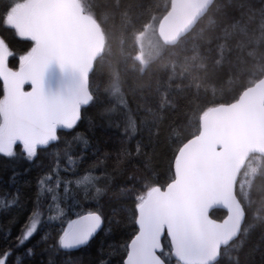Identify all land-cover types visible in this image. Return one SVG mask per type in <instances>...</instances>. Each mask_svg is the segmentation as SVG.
I'll return each instance as SVG.
<instances>
[{"label":"trees","instance_id":"obj_1","mask_svg":"<svg viewBox=\"0 0 264 264\" xmlns=\"http://www.w3.org/2000/svg\"><path fill=\"white\" fill-rule=\"evenodd\" d=\"M79 1L98 20L105 38L89 77L95 103L83 110L75 130H60L59 142L39 149L36 158L20 154L19 145L15 156L0 154V251L16 240L38 203L44 222L34 241L39 242L36 255L15 252L11 264H123L135 230L132 200L124 190H139L146 183L166 186L174 174V156L200 131L206 111L236 100L264 76V0H214L191 31L165 44L145 67L138 58L137 36L150 22L159 25L172 0ZM0 38L15 53L9 65L18 68V57L31 41L2 22ZM2 88L0 81V97ZM133 123L136 132L130 139ZM122 147L132 149L135 158L129 161L121 154L118 162ZM45 176L52 179L41 190ZM97 188L103 190L99 195ZM237 195L250 233L241 235L246 243L240 264H264V158L245 191L238 181ZM61 211L65 221L103 212V227L79 250L49 251L52 240L44 244L41 237L60 230ZM211 215L221 220L226 211L217 208ZM167 243L165 238V250Z\"/></svg>","mask_w":264,"mask_h":264},{"label":"snow or ice","instance_id":"obj_2","mask_svg":"<svg viewBox=\"0 0 264 264\" xmlns=\"http://www.w3.org/2000/svg\"><path fill=\"white\" fill-rule=\"evenodd\" d=\"M72 3L74 0H4L0 7V22L20 38L31 41L30 49L19 55L18 68L14 69L9 66V58L15 53L0 38V154L15 156L19 145L20 154L29 160L36 158L39 149L59 142L61 129L75 130L83 110L95 103V97L82 83L83 26L69 7ZM25 85L30 86V91H25ZM130 127L131 135L127 129L125 132L131 139L136 129L134 123ZM139 152L137 145L135 154ZM121 154L129 161L135 158L128 147H122L118 162ZM173 167L174 174L166 188L146 183L139 190H124L132 200L135 230L126 245L123 264H224L232 260L240 264L239 253L246 243L241 235H250L244 227L243 207L233 208L226 197L222 198L220 203L227 215L222 220L211 218L209 210L217 197L206 188L203 175L193 168L191 154L178 151ZM51 179L45 176L39 181L41 190ZM102 191L96 189L98 195ZM63 217L61 211V227L54 237H41L44 244L52 240L49 251L87 246L102 226L103 212L89 211L66 221ZM43 223L38 203L16 240L0 251V264H11L10 257L15 252L35 256L39 242L34 241Z\"/></svg>","mask_w":264,"mask_h":264},{"label":"water","instance_id":"obj_3","mask_svg":"<svg viewBox=\"0 0 264 264\" xmlns=\"http://www.w3.org/2000/svg\"><path fill=\"white\" fill-rule=\"evenodd\" d=\"M213 2L172 0L159 22L158 32L162 41L166 45L177 43L195 27ZM69 7L83 26L81 47L85 68L82 83L90 91L89 77L95 61L104 50V33L98 20L84 10L79 0H74ZM25 91H30L29 85H25ZM179 151L191 154L193 168L203 175L206 188L217 197L209 210L211 218L215 219L211 215L214 209H223L220 199L226 197L233 208L243 207L246 219L245 207L237 195V184L249 158L253 154L264 157V76L248 86L236 100L208 109L201 118L200 131L182 144ZM103 223L102 217V226L93 238Z\"/></svg>","mask_w":264,"mask_h":264},{"label":"rangeland","instance_id":"obj_4","mask_svg":"<svg viewBox=\"0 0 264 264\" xmlns=\"http://www.w3.org/2000/svg\"><path fill=\"white\" fill-rule=\"evenodd\" d=\"M139 47L140 62L143 67L155 59L165 48V43L161 40L158 33V25L156 22H150L145 29L137 36ZM262 156H253L246 164L243 174L240 176L239 183L244 191L251 183L255 174L260 170Z\"/></svg>","mask_w":264,"mask_h":264}]
</instances>
